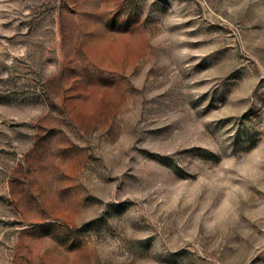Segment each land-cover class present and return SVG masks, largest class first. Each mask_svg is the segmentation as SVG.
Returning <instances> with one entry per match:
<instances>
[{
  "label": "rangeland",
  "instance_id": "374dc122",
  "mask_svg": "<svg viewBox=\"0 0 264 264\" xmlns=\"http://www.w3.org/2000/svg\"><path fill=\"white\" fill-rule=\"evenodd\" d=\"M0 264H264V0H0Z\"/></svg>",
  "mask_w": 264,
  "mask_h": 264
}]
</instances>
